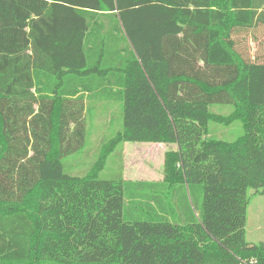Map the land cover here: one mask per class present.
Returning a JSON list of instances; mask_svg holds the SVG:
<instances>
[{"label":"trees","instance_id":"trees-1","mask_svg":"<svg viewBox=\"0 0 264 264\" xmlns=\"http://www.w3.org/2000/svg\"><path fill=\"white\" fill-rule=\"evenodd\" d=\"M99 106L121 130L80 170L66 159ZM234 122L232 142L209 130ZM126 143L176 146L161 182L123 179ZM176 186L187 220L161 201ZM248 190H264V0H0V264H264Z\"/></svg>","mask_w":264,"mask_h":264},{"label":"rangeland","instance_id":"rangeland-1","mask_svg":"<svg viewBox=\"0 0 264 264\" xmlns=\"http://www.w3.org/2000/svg\"><path fill=\"white\" fill-rule=\"evenodd\" d=\"M250 47L252 48L254 45L252 43L249 44ZM212 111L217 113L220 116H227L232 109L227 106H215L212 108ZM92 119L90 121H87V123L91 126L89 129L88 126L87 128L89 129L88 135L86 137V142H85V148H84V153L79 156L80 158H70L69 160L66 159V164L69 163L71 166L74 162H78L80 164V170H87L88 166L93 163L95 160L96 156H92V151L99 143V139L102 137L106 138L109 137L115 133H117L119 130H121L122 126V115H121V110L118 107L115 108L114 110L112 109L110 112L109 110L105 109L104 107H98L94 109L91 113ZM107 117H112L113 122L110 127L106 126L103 127V122L106 121ZM97 119L99 122H97ZM209 130L210 132L214 135V138L226 141V142H232L239 138L242 134V127L239 122H234L232 125L228 126H223L221 124L218 125H209ZM90 132V133H89ZM98 135H101V137H98ZM148 143H126L124 147L130 149L132 148H147L149 147ZM155 145V144H153ZM162 146H150L152 147L150 151L143 152L140 150H133L128 155L123 153L122 158H123V171H124V164H126L127 169H126V176L123 174V179L125 180H131V179H137V180H146L150 178H156L160 182L163 180V161H164V154L166 152H171L175 151L177 148L175 145H165L161 144ZM165 145V146H163ZM166 151L164 152L163 149ZM164 152V153H163ZM89 153V154H88ZM116 154V153H115ZM111 154V157L109 158V163H108V169L102 173L103 178L110 177L112 178L115 177V175L118 172V166L114 165L116 161V155ZM144 166V169H147V171L155 173L154 176H136L133 177L132 174L133 171L137 168H141ZM56 185L57 187L60 186L61 191L59 193V198L61 200L71 196L70 198H73V190L70 192L71 194L68 193V188L74 187V185H67V184H61V183H48L46 190L49 191L52 188V185ZM113 187V186H112ZM186 188V187H185ZM62 191H65L63 193ZM164 191V190H163ZM139 192L141 193H147V197L150 195V192L147 190V188L141 189ZM68 193V194H66ZM157 193H162V191L158 188ZM161 196L160 194H158ZM163 195H165V198L162 197L163 200L162 203L166 206V208H169V205L172 208L173 215L176 219H182V220H187L189 219V213L188 210L185 209L184 207V197L182 196V190L181 186H176V188H167L166 192H163ZM247 197L249 200L247 210H246V222H245V240L247 243L252 244V245H257L260 243H264V190L260 193H256L253 190H248L247 192ZM189 200V199H188ZM191 202L187 201L188 204L191 207V212L196 215L195 209L199 208L201 205V200H202V192L199 188H195L191 190ZM156 202V201H155ZM152 205L153 208H156L155 205L157 206L158 203L152 204V202H145L143 205V208L145 209V205ZM169 204V205H168ZM42 206L43 203L41 204ZM142 207V206H141ZM141 209V208H140ZM175 219V220H176Z\"/></svg>","mask_w":264,"mask_h":264},{"label":"crops","instance_id":"crops-1","mask_svg":"<svg viewBox=\"0 0 264 264\" xmlns=\"http://www.w3.org/2000/svg\"><path fill=\"white\" fill-rule=\"evenodd\" d=\"M124 146H125V144H124ZM150 146H162L161 144H155V145H149V147H147V148H143V149H140V148H132V149H130V147H128V148H126V147H124L123 148V153H125V154H127V152L129 153V152H131V151H133V150H140V151H143V152H147V151H150L151 150V148L152 147H150ZM163 146H165V145H163ZM164 150V152L166 151V147H165V149H163ZM163 152V153H164ZM128 155H130V153L128 154ZM144 166H142L141 168H137V169H135L134 171H133V173H129V174H132L133 175V177H136V176H150V177H152V176H154L155 175V173H153V172H150L151 171V169H149L150 171H147V169H144L143 168ZM126 169H127V166H126V164H124V171H123V174L126 176ZM124 177V176H123ZM125 181H128V182H142V183H158V182H160L158 179H156V178H150V179H146V180H137V179H131V180H126L125 179Z\"/></svg>","mask_w":264,"mask_h":264}]
</instances>
